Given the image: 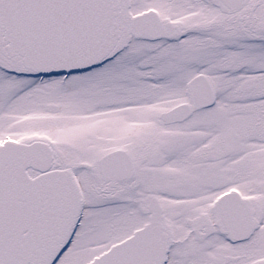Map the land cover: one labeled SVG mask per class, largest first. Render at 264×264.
Returning <instances> with one entry per match:
<instances>
[{
	"label": "snow or ice",
	"instance_id": "snow-or-ice-1",
	"mask_svg": "<svg viewBox=\"0 0 264 264\" xmlns=\"http://www.w3.org/2000/svg\"><path fill=\"white\" fill-rule=\"evenodd\" d=\"M0 264H264V0H0Z\"/></svg>",
	"mask_w": 264,
	"mask_h": 264
}]
</instances>
